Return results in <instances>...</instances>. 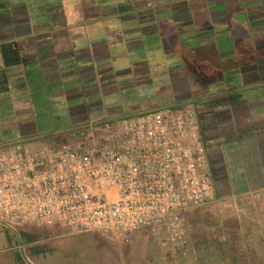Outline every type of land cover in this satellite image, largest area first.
I'll return each mask as SVG.
<instances>
[{
    "label": "crops",
    "instance_id": "0c3cea01",
    "mask_svg": "<svg viewBox=\"0 0 264 264\" xmlns=\"http://www.w3.org/2000/svg\"><path fill=\"white\" fill-rule=\"evenodd\" d=\"M168 37L181 60L164 68ZM161 78L171 90L155 108L196 105L214 204L239 233L191 240L177 264H264V0H0V141L39 103L78 123L85 96ZM143 232L110 241L0 224V264H159Z\"/></svg>",
    "mask_w": 264,
    "mask_h": 264
},
{
    "label": "built area",
    "instance_id": "2783aa9c",
    "mask_svg": "<svg viewBox=\"0 0 264 264\" xmlns=\"http://www.w3.org/2000/svg\"><path fill=\"white\" fill-rule=\"evenodd\" d=\"M215 202L189 104L91 123L61 145L0 147V224L120 241L146 232L162 260L185 249L184 214Z\"/></svg>",
    "mask_w": 264,
    "mask_h": 264
},
{
    "label": "rangeland",
    "instance_id": "374dc122",
    "mask_svg": "<svg viewBox=\"0 0 264 264\" xmlns=\"http://www.w3.org/2000/svg\"><path fill=\"white\" fill-rule=\"evenodd\" d=\"M164 46L161 50L163 56H156L163 59L168 51L174 53L173 59L164 61L163 67H168L173 62L181 60V57L176 54L178 47L175 46V41L168 37L163 40ZM123 57L117 59L118 66H123ZM125 84V83H124ZM121 87L122 89H116L113 91L110 88H104L99 90L98 93H92L89 96H85L82 100L83 110L87 119L81 120L78 123H74L75 118L71 115V110L66 105L61 103H54L52 101L47 103H39L35 106L34 110L29 114H25L21 118L15 120H9L6 123L11 124V129L7 137H4L0 141V147L8 145L25 143L29 147H37L41 145H61L70 141H74L81 138L86 134L88 126L91 123L89 118L96 116H105V121L115 122L123 117L132 116L139 112L145 113L152 109L162 108L163 106L156 107L158 103V97L161 94L170 93V86L166 85L164 79L152 80V82L142 83L134 82L133 86L128 84ZM160 104V102L158 103ZM189 104L196 108L193 102L183 103ZM181 104V105H183ZM164 106V107H172ZM179 106V105H177ZM206 151V150H205ZM208 174L211 177V170L209 167V159L206 152ZM210 204L201 208L193 209L184 214L185 225L187 228V240L185 249L175 254L167 256V262L171 261V264L180 263L179 254L182 252L186 257L190 256L191 252L188 248V244L191 240L197 238H208V235L216 236L219 238L237 236L238 230L233 228L232 231L226 230L232 226V217L225 211L224 205ZM208 208L211 210L208 211ZM224 211L226 213H224ZM141 239L146 240L149 243H154V240L150 236L143 232L140 236ZM156 245V244H155ZM169 263V264H170ZM161 264V261L160 263Z\"/></svg>",
    "mask_w": 264,
    "mask_h": 264
},
{
    "label": "trees",
    "instance_id": "16d2710c",
    "mask_svg": "<svg viewBox=\"0 0 264 264\" xmlns=\"http://www.w3.org/2000/svg\"><path fill=\"white\" fill-rule=\"evenodd\" d=\"M185 57H186V56H185ZM189 66H190V65H189ZM190 67H191V68H190ZM190 67H189V68L192 69V66H190ZM190 69H189V71H191Z\"/></svg>",
    "mask_w": 264,
    "mask_h": 264
}]
</instances>
